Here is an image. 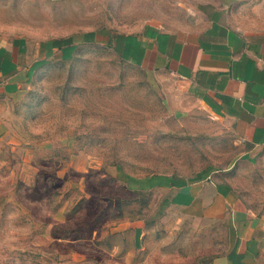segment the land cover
Here are the masks:
<instances>
[{"label": "rangeland", "instance_id": "374dc122", "mask_svg": "<svg viewBox=\"0 0 264 264\" xmlns=\"http://www.w3.org/2000/svg\"><path fill=\"white\" fill-rule=\"evenodd\" d=\"M216 2L52 4L51 27L34 31L66 39L150 23L196 30ZM232 23L264 33V0H237ZM7 103L0 264H220L222 222L185 218L157 191L129 193L128 177L187 180L231 167L228 180L242 204L264 216V153L253 165L241 162L228 125L207 115L176 78L139 70L106 45H85L72 61L52 63ZM134 223L144 231L137 248L121 232Z\"/></svg>", "mask_w": 264, "mask_h": 264}, {"label": "crops", "instance_id": "0c3cea01", "mask_svg": "<svg viewBox=\"0 0 264 264\" xmlns=\"http://www.w3.org/2000/svg\"><path fill=\"white\" fill-rule=\"evenodd\" d=\"M79 1L0 0V158L11 139L8 100L24 94L52 63L72 61L85 45H106L139 70L176 78L207 115L228 125L241 146L240 161L249 165L258 161L264 153V33L234 26L237 0L208 5L196 30L169 31L150 23L127 33L105 28L66 39L60 35L46 39L34 31L51 27L52 4ZM230 168L204 171L187 180L128 177L124 186L129 193H162L170 208L185 218L222 222L226 255L220 264H264V216L242 204L228 180ZM142 230L134 223L121 232L131 235L137 248Z\"/></svg>", "mask_w": 264, "mask_h": 264}]
</instances>
